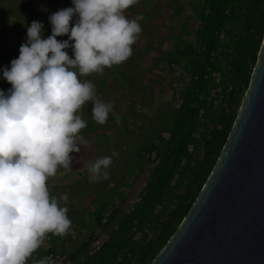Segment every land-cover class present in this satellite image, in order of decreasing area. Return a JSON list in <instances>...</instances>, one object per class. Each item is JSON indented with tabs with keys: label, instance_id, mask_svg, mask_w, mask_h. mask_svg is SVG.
<instances>
[{
	"label": "trees",
	"instance_id": "trees-1",
	"mask_svg": "<svg viewBox=\"0 0 264 264\" xmlns=\"http://www.w3.org/2000/svg\"><path fill=\"white\" fill-rule=\"evenodd\" d=\"M68 7H74L72 0H0V46L11 40L6 26L12 23L15 30L10 44L0 47V90L12 88L3 69L19 57L28 38L26 25L42 22L47 39L53 27L49 17ZM124 15L129 20L143 16L131 57L102 73H78L102 101L116 89L129 94L130 107L116 115L119 124L113 112L105 124L95 122L91 102L78 112L87 124L80 135L95 137L96 158L111 156L113 162L108 179L88 180L77 190L78 200L88 197V203L67 212L69 233L46 238L40 258L64 257L59 264H150L155 259L222 152L264 40V0H138ZM65 51L74 58L71 47ZM156 92H170L171 98L156 106ZM86 165L81 163L84 174Z\"/></svg>",
	"mask_w": 264,
	"mask_h": 264
},
{
	"label": "clouds",
	"instance_id": "clouds-1",
	"mask_svg": "<svg viewBox=\"0 0 264 264\" xmlns=\"http://www.w3.org/2000/svg\"><path fill=\"white\" fill-rule=\"evenodd\" d=\"M74 7L49 17L52 35L43 38L44 25L32 21L20 55L3 69L12 85L0 90V264H26L47 234L63 237L68 218L67 193L50 196L47 181L62 168L73 171V152L89 141L80 135L87 127L78 112L91 102L92 118L103 125L114 105L99 99L95 86L79 76L102 73L125 62L142 32V15L127 19L125 10L138 0H72ZM77 17L71 26L73 17ZM68 35L58 41L56 37ZM73 49L71 58L65 49ZM78 70V72H77ZM120 123V117H115ZM111 156L86 165L88 180L108 179ZM32 264H58L52 256Z\"/></svg>",
	"mask_w": 264,
	"mask_h": 264
},
{
	"label": "water",
	"instance_id": "water-1",
	"mask_svg": "<svg viewBox=\"0 0 264 264\" xmlns=\"http://www.w3.org/2000/svg\"><path fill=\"white\" fill-rule=\"evenodd\" d=\"M150 264H264V40L210 176Z\"/></svg>",
	"mask_w": 264,
	"mask_h": 264
},
{
	"label": "rangeland",
	"instance_id": "rangeland-1",
	"mask_svg": "<svg viewBox=\"0 0 264 264\" xmlns=\"http://www.w3.org/2000/svg\"><path fill=\"white\" fill-rule=\"evenodd\" d=\"M5 33L7 36L13 40L15 38V30L13 29L12 23L9 26H6ZM6 36V37H7ZM11 40H8L5 44L1 45V48H4V46L9 45ZM146 66V65H145ZM147 67V66H146ZM160 68L163 69L164 73H167L168 67L165 63H160ZM154 98V105L158 106L161 102L169 101L171 98L170 92H164V93H155ZM123 97V98H122ZM129 94L123 93L120 90L116 89L114 90L110 95L107 96V101L112 103L114 105V111L113 115L116 116L119 112L123 113V111H127L129 109ZM144 111H148L149 114L154 113V109H143ZM132 128H134L132 126ZM89 141V143L85 145H81V151L79 152L80 156L78 159H80V164L77 163L75 160V156L77 155L76 152L71 153L70 155L73 157L71 168L73 171L71 172H65L62 168L58 169L57 174L54 177H50L47 181L49 191H54L57 197H59L62 194L67 193L69 196V203L68 205H65L68 208V211L70 208L72 209V206L75 207V209H81L83 206H86L88 203V197H82L81 201L78 200L80 198L79 192L77 190L82 189L85 183L88 181V173L84 174V171L82 169V164H87L89 161H93L96 159V156L94 154L95 147L93 146V143L95 141V137H92L90 139H86ZM112 151L114 150V155L118 156L120 153L117 151L116 148H112ZM88 151H91V153H87ZM129 154V153H128ZM128 154H126V159H128ZM85 176L86 178H81L82 176ZM89 182V181H88ZM125 188V187H124ZM88 193H86L87 195ZM70 212V211H69ZM68 212V213H69ZM68 216V214H67ZM52 237L54 235L52 234ZM46 238L50 240L51 234H47ZM45 238V240H46ZM47 241V240H46ZM42 244V246L37 249L31 257L27 260L26 264H32L33 259H38L36 257V254L39 255L42 248L47 244L48 241ZM79 244V240L76 239L74 242V245L77 246Z\"/></svg>",
	"mask_w": 264,
	"mask_h": 264
},
{
	"label": "built area",
	"instance_id": "built-area-1",
	"mask_svg": "<svg viewBox=\"0 0 264 264\" xmlns=\"http://www.w3.org/2000/svg\"><path fill=\"white\" fill-rule=\"evenodd\" d=\"M50 256H52L53 259H55L56 261H58V264L61 263L64 260V257H61L59 259H56L53 254H51Z\"/></svg>",
	"mask_w": 264,
	"mask_h": 264
},
{
	"label": "crops",
	"instance_id": "crops-1",
	"mask_svg": "<svg viewBox=\"0 0 264 264\" xmlns=\"http://www.w3.org/2000/svg\"><path fill=\"white\" fill-rule=\"evenodd\" d=\"M45 241H46V240H45ZM47 246H48V245L46 244V245L44 246V248H47ZM43 255H44V253L40 252L39 255L36 254V257L40 258V256H43Z\"/></svg>",
	"mask_w": 264,
	"mask_h": 264
}]
</instances>
